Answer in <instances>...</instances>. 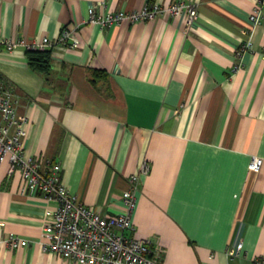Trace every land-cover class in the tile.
I'll return each mask as SVG.
<instances>
[{"label":"crops","instance_id":"obj_1","mask_svg":"<svg viewBox=\"0 0 264 264\" xmlns=\"http://www.w3.org/2000/svg\"><path fill=\"white\" fill-rule=\"evenodd\" d=\"M175 1L196 5L187 30L181 16L167 14L109 27L88 21L89 9L103 16ZM255 3L0 0L1 36L53 39L67 26L79 40L49 50L42 73L29 68L24 47L0 46V80L27 118V154L57 162L61 183L106 216L124 211L128 176L138 174L133 230L125 233L149 239L161 264L264 256V6L252 26ZM247 39L252 48L237 56ZM252 156L263 161L258 173L248 169ZM7 170L0 163V264H71L41 245L54 202ZM15 236L26 243L9 246Z\"/></svg>","mask_w":264,"mask_h":264},{"label":"built area","instance_id":"obj_2","mask_svg":"<svg viewBox=\"0 0 264 264\" xmlns=\"http://www.w3.org/2000/svg\"><path fill=\"white\" fill-rule=\"evenodd\" d=\"M107 0H101L105 4ZM264 0H256L249 16L252 26L261 23ZM181 16L183 27L189 29L197 17L196 5L175 1L167 6L145 5L136 11H117L96 16L88 10V21L100 27H109L121 22L153 20L157 15ZM75 27H63L53 38L42 37L37 40L22 38L8 39L0 35V46L8 49L22 46L29 51H47L55 47L77 48L79 40ZM250 39L243 41L237 56L250 50ZM17 96L13 87L0 80V163L8 164V174L19 172L25 188L42 194L48 201L54 202L52 220L45 222L41 231L43 250L56 253L62 260L71 264H161L157 249L151 247L149 239L135 238L125 232H131L130 212L134 206V193L138 189V174L128 176V188L122 193L124 211L106 216L85 206L61 183V167L57 162L42 164L37 158L27 154L23 138L26 116L17 113ZM262 159L252 156L248 169L258 173ZM148 165L144 162L141 172L146 173ZM26 240L11 237L7 244L13 248L25 244ZM242 244L228 248L229 257L238 256ZM253 264H264V256L254 260Z\"/></svg>","mask_w":264,"mask_h":264},{"label":"trees","instance_id":"obj_3","mask_svg":"<svg viewBox=\"0 0 264 264\" xmlns=\"http://www.w3.org/2000/svg\"><path fill=\"white\" fill-rule=\"evenodd\" d=\"M27 63L30 69L33 71L42 73L49 68V50L47 51H29L26 50ZM93 75H104L103 71H92Z\"/></svg>","mask_w":264,"mask_h":264}]
</instances>
